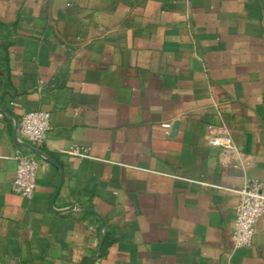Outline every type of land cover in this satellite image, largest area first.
Returning <instances> with one entry per match:
<instances>
[{
  "label": "crops",
  "instance_id": "crops-1",
  "mask_svg": "<svg viewBox=\"0 0 264 264\" xmlns=\"http://www.w3.org/2000/svg\"><path fill=\"white\" fill-rule=\"evenodd\" d=\"M31 111L50 128L27 200ZM247 180L264 182V0H0V264H264V216L231 241Z\"/></svg>",
  "mask_w": 264,
  "mask_h": 264
},
{
  "label": "built area",
  "instance_id": "built-area-1",
  "mask_svg": "<svg viewBox=\"0 0 264 264\" xmlns=\"http://www.w3.org/2000/svg\"><path fill=\"white\" fill-rule=\"evenodd\" d=\"M50 115L42 111L25 113L17 126L18 143H25L34 150L42 146L46 133L49 130ZM163 128L170 129L169 124ZM207 142L211 146L222 149L226 158L233 151L232 139L223 127H209L206 132ZM71 153L79 157H87L84 151L73 148ZM16 162L14 180L11 190L16 195L31 200L36 190V173L38 160L35 152L19 146L14 152ZM228 161L223 163L227 167ZM238 202L235 207V218L231 233V241L235 250L248 248L252 244L257 221L264 216V182L247 180L244 186L237 191Z\"/></svg>",
  "mask_w": 264,
  "mask_h": 264
},
{
  "label": "water",
  "instance_id": "water-1",
  "mask_svg": "<svg viewBox=\"0 0 264 264\" xmlns=\"http://www.w3.org/2000/svg\"><path fill=\"white\" fill-rule=\"evenodd\" d=\"M176 127H177V123L174 124L173 129L175 130ZM14 139L17 140V135H16V133H15V135H14ZM18 145L21 146V147H24V148H26V149H28V150H30V151H33V152H35V153L38 154V155H40V152H39L38 150H34V149H33L32 147H30L28 144H25V143H18Z\"/></svg>",
  "mask_w": 264,
  "mask_h": 264
}]
</instances>
